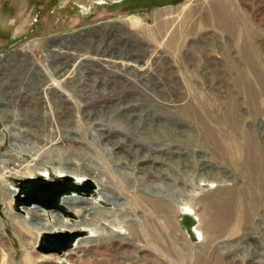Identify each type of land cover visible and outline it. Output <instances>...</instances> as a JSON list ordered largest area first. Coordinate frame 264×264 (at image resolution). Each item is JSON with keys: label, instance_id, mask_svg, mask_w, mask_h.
Instances as JSON below:
<instances>
[{"label": "rangeland", "instance_id": "obj_1", "mask_svg": "<svg viewBox=\"0 0 264 264\" xmlns=\"http://www.w3.org/2000/svg\"><path fill=\"white\" fill-rule=\"evenodd\" d=\"M211 1L0 0V264H22L21 241L4 209L2 189L14 190L10 210L21 213L22 207L39 204H19L24 194L17 179L40 174L45 181H52L67 174L63 169L72 170L70 175L77 183L90 179L95 190L121 195L115 201L117 207L107 199L96 198V192L90 196L99 202L101 210L110 211L105 219H118L123 226L118 230L109 224L114 230L109 228L110 234L116 230L120 233L97 246L89 242L75 253H70L72 247L60 254L39 252L40 233L31 248L35 264H54L51 261L55 257L59 264H194L198 245L205 241L199 217L203 205L197 199L214 186L234 184L243 192L244 203L249 204L248 220L242 222L238 233L218 236L214 244L226 262L264 264L260 257L264 255V208L254 210L250 205L252 193L236 147L238 140L248 135L264 140V113L252 111L250 92L243 89L248 81L257 94L253 92L256 103H252L263 107L259 97L264 94V0H227L223 27L219 18L210 16ZM198 7L200 10L195 11ZM163 8L169 9V14L157 16ZM191 12H200L203 17L195 20L193 33ZM235 28L239 40L229 34ZM166 39H172L175 46ZM242 41L252 55L249 60L240 53ZM189 109L204 119L207 128L214 129L213 134L218 133L216 139L208 137L199 119L183 112ZM149 118L151 127L158 126L167 134L157 136L160 139L145 136L143 126ZM248 131L252 132L247 135ZM219 143L226 147L227 155ZM152 155L153 163L160 164L159 168L174 180L154 178L157 183L166 181L171 188L172 200L168 199L174 247L170 255L150 253L144 247L135 249L125 242L128 229L124 222L136 217L141 227L146 214L143 206L131 204L133 190L125 188L116 167L127 165L132 178L141 180L139 164L148 167ZM141 157L146 160H139ZM206 162L217 174L211 185L200 188L204 180L201 164ZM33 188L40 189L41 185L33 183ZM72 193L85 196L84 192ZM196 201L198 204L193 205ZM39 206L76 221L75 216L61 210ZM76 230L82 231L79 237L92 233L89 228ZM175 245L183 248L182 252L175 250Z\"/></svg>", "mask_w": 264, "mask_h": 264}, {"label": "bare ground", "instance_id": "obj_2", "mask_svg": "<svg viewBox=\"0 0 264 264\" xmlns=\"http://www.w3.org/2000/svg\"><path fill=\"white\" fill-rule=\"evenodd\" d=\"M225 3H227V0H213V1H211V4H210V11H211L210 16H213V18H215V20H216V17L219 18L220 22H219V20H218V22H219V25L221 27H223L222 25L225 22V21L223 22L221 20V18L225 16V13H227V7H226ZM179 8H182V5ZM199 10H200V7H198L195 11H199ZM168 11H169V9L163 8V9H159L156 13H157V16H159V15L165 14V13L169 14ZM198 16H200V12H197V14L194 15V19L197 20ZM161 26H164V23H161ZM194 28L195 27H193L191 25L190 29L194 30ZM174 30H175L174 32H177L176 33V35L178 36L177 38H179L178 28L175 27ZM227 30H229V29H227ZM237 31H238L237 28H236V30H231V29L229 30V32H230L229 34L232 35L234 40L235 39L239 40L238 39L239 35H238ZM240 36H241V34H240ZM243 41L245 42V40H243ZM243 41H242V43L240 45L241 47L243 46L241 48L242 51L240 53L245 58V60H249L250 56H252V55H250V53L247 51L249 49H246L245 46L243 45L244 44ZM171 42H173L172 39H170V40L168 39L167 40V43L170 44L171 46H173L174 43H171ZM240 42H241V40H240ZM235 43L237 44L238 41H236ZM239 43H238V45H239ZM243 89L248 91L247 94L250 92L249 93L250 97H252L250 104H252V106H253L254 104L252 103V101H254L253 99H255V95L257 96L256 92L254 91L253 86H251V84H249L248 81H246L245 82V86H244ZM253 92H254L255 95L253 94ZM259 98L261 99L262 103H264V94H260ZM256 105H254V107L251 106V108H253L252 111L254 113L255 112L256 113L257 112H261L262 113V111H263V113H264V105H263V107H261V106L259 107V106H256ZM235 107H237V106L235 105ZM186 108H188V107H186ZM183 112H185L187 114L190 113L192 118H194L196 120L199 119V122L201 121V124L205 128L204 130L206 131L208 137L216 139V136H218V133L216 132L217 135L213 134V132H212V131H214V129H212L213 127L211 128L212 130L207 128L204 125V119L203 118L200 119V116L197 114V112H195L194 109H189V110H186V111H183ZM218 112H219V110H218ZM254 113H253V115H254ZM223 114H225V112ZM226 115H227V113H226ZM237 117L238 116H235V118H237ZM235 118H234V120H235ZM225 119H227V118H225ZM235 121H237V120H235ZM151 122L152 121H150V118H149V120L147 121V124L145 126L142 125L143 128H144L143 131L145 133V136H149V138H150L151 134H152L154 137L159 136L161 138L162 137L161 135H164V134L166 135L167 134L166 131H163L164 129L159 128L158 126L151 127V125H152ZM212 125L210 124V126H212ZM230 131H231V129H230ZM249 132H252V131H248L247 135L250 134ZM214 133H215V131H214ZM254 133H255V131H254ZM254 136L256 137L257 135H254ZM254 136L252 134V135L246 136L245 139L242 140V141L238 140L239 142L237 143L236 147H237V149L239 151V154H240L239 157H240V160L242 161L241 163L244 164L243 175L246 178V183H247V185H248V187H249V189H250V191L252 193V204H250V205L253 207L254 210H256V208L259 207V206L264 208V140L261 141L260 139L255 138ZM160 138H158V139H160ZM218 138H221V137H218ZM259 138H261V137H259ZM104 140H105V138H104ZM186 140H188V139H186ZM225 141H226V139H225ZM190 145H191V143H190ZM149 146L151 147L152 144L149 145ZM156 146H157V144L155 145V148H158ZM164 146H165V144H164ZM218 146H219V148H221V147L223 148V153H224L226 147L224 146L225 147L224 148L223 145L220 144V143L218 144ZM241 148H244V151L242 150L243 153L241 151ZM150 150H152V148ZM153 150H156V149H154V147H153ZM128 152H129V150H128ZM131 152H135V151H131ZM216 153L218 154L219 152H216ZM216 153L212 154L213 157H214V154L216 156ZM228 154H229V152H228ZM225 155H227L226 152H225ZM124 156H126V154ZM152 157H153V155H152ZM199 157H201V156H199ZM122 158H124V157H122ZM154 158L155 157H153L152 159L148 158L147 161L150 164L148 167H146L144 165V163L139 164L138 168H139V170H142V175H143L141 177V180H137L135 178H132L133 172L127 170V168L125 169V167L127 165H123V166L119 165L118 167H116V172L123 176V181L122 182H123L124 186L126 185L125 188L128 189V187L130 186V188H132V190H133L132 191L133 194L131 196L132 197L131 204H134L133 206L136 205V207L138 205L139 206H143L141 208L144 209V212H145V213H143L144 216L146 214L145 219H142L143 220V222H142L143 226H141V227H140V224L138 225V222L135 221L136 217L134 218L135 220L132 218V219H130L127 222L123 221L125 227L128 229V231H127L128 238L125 239V242L128 243L129 245L133 246L135 249L137 247H144L145 249L147 248V251L150 252V253H152V252L154 253V251H159V252L165 253L164 255H166V254L170 255L171 250L173 251V249H171V247L172 248L174 247V246H172L173 237H172L171 232H170V225H171L170 224V220H171L170 219V216H171L170 212L172 211L171 210L172 205L170 204L169 199H168V197L169 198L172 197L171 196L172 193L169 194V189H171V188H169V184L166 183L167 185H165L166 181L164 182V184L157 183V182L154 181V178H156V179L160 178L161 180H164L165 178L168 177V179H169V174L164 172L163 169L159 168L160 164L158 165V164H154L153 163V159ZM232 158L233 157H231V159ZM119 159L121 161V158H119ZM126 159H123V162H126L125 161ZM136 159H138V158H136ZM139 160L145 161L146 159L141 157ZM209 160H208V162H209ZM227 160H229V159H227ZM230 160L228 162H230ZM116 163H118V162H116ZM131 163H132V161H131ZM167 163H169V162H167ZM123 164H125V163H123ZM31 165H33V164L31 163ZM169 165H171V164H169ZM207 165H208L207 162L204 163V164H201L202 172H204V174L202 175L204 177L203 178L204 180H203V182H201L199 184L200 188H201L202 184H204L206 186L208 184L211 185L210 182L214 181V178L216 177V174H217L215 172V170H212L213 168L211 169V166L209 168V166H207ZM0 166H2V165H0ZM224 166H226V165H224ZM36 168L39 169L40 167L36 166ZM67 168H69V167H67ZM103 168H105V167H103ZM101 170H103V169H101ZM104 170H106V169H104ZM61 171H63V173L65 172L67 174H72L73 173V171L70 170V169H67V170L63 169ZM106 172H107V170H106ZM101 173H102V171H101ZM109 175H111V173ZM172 175H173V173H172ZM185 176L187 177V175H185ZM176 177L178 178V173H177ZM171 178H173V176ZM182 178H183V175H182ZM224 179H225V177H224ZM120 180H122V179H120ZM169 180H171V179H169ZM186 180H188V182H189L191 179L189 180V179L186 178ZM171 181H174V180H171ZM122 182H121V184H122ZM99 184H100V182H99ZM101 185H102V183H101ZM184 185H187V184L185 183ZM1 187H0V189H1ZM173 187L174 186H172V188ZM95 188H96V185H95ZM101 188H102V186H101ZM107 188H109V187H107ZM3 189H2V191L4 192L3 196H4V200L6 201V203H5L6 206L4 207V209H6V212L9 213L10 219L12 221L13 229L17 233V236H19V239L21 241L22 251H21V255H20L19 259L22 262V264H35L34 254H33V251H31L32 250L31 248L33 247L32 244H35V242H36V240H37V238H38L40 233L65 231V230H76L77 227L78 228L81 227V228H85V229H87V228L91 229L92 230L91 235L84 236V237H79L77 242L74 241V243L71 246L72 248L70 250V253L71 252L75 253L76 251L78 252V247L80 248L81 246H84V245L86 246V244L89 243V242L91 244L96 245L97 243H99L103 239H106V238H110L111 239L112 237H114V236H116V235H118L120 233L118 230H119V228H122V226H123L120 223V221H118V219H117V221H114V220H111V219L107 220V219L104 218V216L110 215L108 213L110 211L101 210L100 207L98 206L100 204H99V202L96 201L94 196L86 197V196H83V195L81 196V195H77V194H73L72 193V194H68V195H63L61 197L60 201H61L62 206H64V208H65L64 210L72 212L75 215V217H76V221L73 222V221L69 220L68 218L62 216L59 211H55L54 209H52V210H50L51 212H47L44 208L40 207L39 205H32L30 207H28V206L25 207L24 206V207H22V211H20L21 213H15L14 211L10 210V206H11L10 197H11L12 193H14L13 192L14 190H3ZM181 189H183V187ZM177 190H179V189H177ZM170 191H172V190H170ZM181 191L184 192L183 190H181ZM203 191H206V190H203ZM95 192L97 193V197L96 198L107 199L112 204H116V207L118 206V204L115 203L116 199L119 201L122 198L121 195H119L117 197V196L112 195L111 192H110V194H107L105 192H102V190H100V189H98V190L96 189ZM189 192H191V191L189 190ZM183 195H184V193H183ZM192 195H194V194H192ZM189 196H191V195H189ZM197 197H199V196H197ZM173 198H176V197L173 196ZM243 198H244L243 197V192H241L239 190V187L234 184L232 186H219V185L216 186V187L214 186V188L211 191L203 192V194L197 199V201L200 204L202 203L201 205H203V211L199 212L200 213L199 217H200V221H201V230L200 229L199 230L202 231L201 232L202 235H203L202 237H204L205 241H204V244L202 243V244L198 245L199 246L198 250L194 254V256H195L194 264H237L234 261L226 262L224 260L223 255L218 252L219 248L214 244V239H216L218 236L221 237V235L223 236L226 233H228L230 235L231 234L234 235V234L238 233V231L240 230L239 228L241 227L242 222H245V221L248 220L246 213L249 211V204H245ZM174 201L175 200L173 199V202ZM197 201L193 202V205L194 204H198ZM125 206H127V204ZM137 208H139V207H137ZM124 209H126V208H124ZM128 209H129V207H128ZM253 209H251V210H253ZM121 212H123V211H121ZM138 214H137V216H139ZM138 218L141 219L140 217H138ZM109 224H112V226H114V227H116L118 229V230H116L117 231L116 234H110V230L111 229H109V228H112V230H113V227H109L108 226ZM120 235L122 236V234H120ZM171 237H172V239H171ZM28 242H30L31 244L30 243L28 244ZM176 248H177V250H179V252H182L181 250L183 248L179 249L180 247L178 248L176 246L175 250H176ZM234 254L237 255L236 252L233 253V255ZM260 257L264 258V255H260ZM51 262H53L54 264H59L58 259L56 257ZM84 264H85V262H84Z\"/></svg>", "mask_w": 264, "mask_h": 264}, {"label": "water", "instance_id": "obj_3", "mask_svg": "<svg viewBox=\"0 0 264 264\" xmlns=\"http://www.w3.org/2000/svg\"><path fill=\"white\" fill-rule=\"evenodd\" d=\"M45 180L40 174L35 178L17 179L20 192L24 194L19 199V204L30 205L35 203L45 208L61 210V212L69 216H75L72 212L64 210V206L59 202L61 197L65 194L68 195L72 191L77 193L84 192L85 196L95 194V184L90 179H83L81 184L77 183L70 174H60L55 176L52 181ZM33 183L41 185V188L34 190ZM17 208L18 206H16ZM81 234L82 231L77 230L43 232L40 235L36 250L45 254H60L69 249Z\"/></svg>", "mask_w": 264, "mask_h": 264}, {"label": "crops", "instance_id": "obj_4", "mask_svg": "<svg viewBox=\"0 0 264 264\" xmlns=\"http://www.w3.org/2000/svg\"><path fill=\"white\" fill-rule=\"evenodd\" d=\"M203 15V14H202ZM191 17H192V22H191V25L194 27V22H195V20L196 19H194V14L191 12ZM201 18V19H200ZM202 18L203 17H199V19L200 20H202ZM190 27V26H189ZM195 29V28H194ZM235 30H236V28H235ZM188 32H190V30H189V28H188ZM194 32V30L192 31V32H190V33H193ZM175 46V45H174ZM189 65H192L191 63L189 64ZM181 68V67H180ZM193 72H196L195 70H193Z\"/></svg>", "mask_w": 264, "mask_h": 264}]
</instances>
